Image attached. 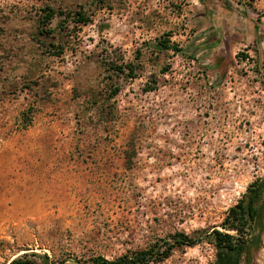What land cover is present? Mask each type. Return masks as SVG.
<instances>
[{
  "label": "rangeland",
  "instance_id": "rangeland-1",
  "mask_svg": "<svg viewBox=\"0 0 264 264\" xmlns=\"http://www.w3.org/2000/svg\"><path fill=\"white\" fill-rule=\"evenodd\" d=\"M167 36L188 54L154 47ZM128 62L135 77L115 69ZM257 63L264 0H0V264L112 259L175 231L223 230L264 177ZM261 215L244 264H264ZM214 261L200 240L149 264Z\"/></svg>",
  "mask_w": 264,
  "mask_h": 264
},
{
  "label": "trees",
  "instance_id": "trees-1",
  "mask_svg": "<svg viewBox=\"0 0 264 264\" xmlns=\"http://www.w3.org/2000/svg\"><path fill=\"white\" fill-rule=\"evenodd\" d=\"M102 2L103 0H95ZM76 21L81 25L89 22V18L82 12H75ZM55 16V12L47 7L45 14L46 23L50 22ZM155 48L161 51L172 50L182 54H188L184 48L170 44L167 38H158ZM194 57V54H189ZM239 58L245 60L248 55L244 52L237 54ZM239 59V60H241ZM133 62L117 66L115 69L123 72L127 70L128 77H135ZM258 70H254L261 78L264 85L263 66L257 63ZM151 89V87H150ZM118 88L115 87L113 94H116ZM32 114L26 110L19 113L18 123L21 128L30 125ZM128 149L134 150L133 144H129ZM124 159L130 161L131 154L124 152ZM264 209V177L256 178L246 188V191L230 206L221 223L223 230L217 228L205 229L197 232V236L189 235L184 232L175 231L170 234L168 239L159 240L144 248L127 251L115 258L109 259L102 254H90L86 259L75 261L74 264H149L159 263L171 256L175 249L181 247H192L198 241L206 240L215 250V264H244L249 263L251 249L257 248L261 242V232L263 229L261 213ZM201 233V235L199 234ZM66 259H53L48 254H37L36 252L22 253L13 258L9 264H67Z\"/></svg>",
  "mask_w": 264,
  "mask_h": 264
}]
</instances>
